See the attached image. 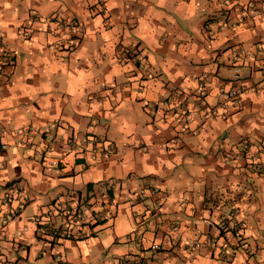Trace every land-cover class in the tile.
<instances>
[{
    "label": "crops",
    "instance_id": "obj_1",
    "mask_svg": "<svg viewBox=\"0 0 264 264\" xmlns=\"http://www.w3.org/2000/svg\"><path fill=\"white\" fill-rule=\"evenodd\" d=\"M55 16L78 22L73 50ZM0 45L15 61L0 85L3 264H159L161 251L163 263L262 264L264 0H0ZM236 84L240 102L222 108ZM69 135L85 153L65 150ZM99 138L114 149L89 165ZM87 183L100 219L52 237Z\"/></svg>",
    "mask_w": 264,
    "mask_h": 264
},
{
    "label": "built area",
    "instance_id": "obj_2",
    "mask_svg": "<svg viewBox=\"0 0 264 264\" xmlns=\"http://www.w3.org/2000/svg\"><path fill=\"white\" fill-rule=\"evenodd\" d=\"M54 19L52 20L51 18H45L46 21L48 22H54L56 26L59 29H64V33L62 34L61 38L59 39V43H63L62 46L67 48L68 50H73L76 46L77 43L71 40V36L75 35L78 33L79 29V24L77 21L73 19H62L57 16L53 17ZM34 21V16H32L29 20V24L25 25L22 28V36L23 38L30 39L32 33L34 32V28L32 27ZM58 43V44H59ZM135 52V49H130L127 48L123 51L125 55L128 54H133ZM14 63L15 61L13 60V55L10 53L6 47H3L0 45V85H5L6 82L8 81L9 77L12 74L13 68H14ZM243 93V88L240 87L239 84L232 85L228 90L224 91V103L221 104L222 108H225L228 104L234 105L240 102L241 95ZM207 109V113L212 114V116H218V114H223L225 115L226 110H223L222 113H218L216 110V107H211ZM221 115V116H223ZM100 143V147L98 149V152L92 153L91 151H88V156L91 159V164H100L105 162L108 159L109 153L113 151L114 145L112 144L111 141L99 138L98 139ZM87 142V141H86ZM82 142L78 140L74 135H69L63 138L62 144L65 146L66 150H70L74 155L76 154H83L85 153L84 149L80 148V144ZM242 148L247 149L249 147L248 143L246 141L241 142ZM45 152H51L52 146L49 143H45L43 146ZM86 159V156H84ZM54 165L58 164L57 160H55ZM88 165V163L86 162ZM137 198H139V194L136 195ZM13 198V190L10 189L8 192H6L3 196V199L8 202ZM99 198V196H97ZM95 197H91L90 199H87L86 201L84 200L82 203L79 204V207L74 210L72 213V216L70 217V221H66L63 225H60L56 227L53 231V233H50L52 237H60V236H65V237H72L77 234V228L79 225L87 224L94 222L101 217L102 213V203L101 199H97ZM162 206V201L157 200L156 204L154 207L150 209L151 214H154L155 212H158L161 209ZM33 220L36 223L37 227V232L39 234H45L49 233L48 231L45 230L44 222L40 216H36L33 218ZM234 225L237 226L239 229H243L246 227V220L241 219L238 221L234 222ZM156 247V246H155ZM0 264H3V262L0 261ZM121 264H131L130 261H123L121 260ZM264 264V261L262 262Z\"/></svg>",
    "mask_w": 264,
    "mask_h": 264
},
{
    "label": "trees",
    "instance_id": "obj_3",
    "mask_svg": "<svg viewBox=\"0 0 264 264\" xmlns=\"http://www.w3.org/2000/svg\"><path fill=\"white\" fill-rule=\"evenodd\" d=\"M87 190L91 192V194H90V196H89L90 198H91V197H95V195L98 196V194H96L95 189L93 188L92 183H87ZM107 190L109 191L110 188H108ZM107 193H108V192H107ZM108 194H109V193H108ZM90 198H89V199H90ZM95 198H97V197H95ZM97 199H98V198H97ZM86 200H87V199H85V201H86ZM78 207H79V204L77 205L76 208H74V210H76ZM88 225H89V226H92L90 223H88ZM153 246L155 247L156 245L154 244ZM121 260H123V261H125V260L130 261L131 264L134 263L133 260H130V259H121ZM121 260L119 259V262H121Z\"/></svg>",
    "mask_w": 264,
    "mask_h": 264
},
{
    "label": "rangeland",
    "instance_id": "obj_4",
    "mask_svg": "<svg viewBox=\"0 0 264 264\" xmlns=\"http://www.w3.org/2000/svg\"><path fill=\"white\" fill-rule=\"evenodd\" d=\"M103 139H106V138H103ZM106 140H108V139H106ZM53 147V146H52ZM54 148V147H53ZM65 150H66V148H65ZM177 248H178V246H177ZM164 253H165V251H161V253H159V254H157L158 256H157V260L156 261H159L160 263L159 264H175V261H171L172 260V257H170V259H167L166 260V262L165 263H163V259H164ZM108 257H106V256H103V259H107ZM96 259H93L92 260V262L93 263H95L96 261H95ZM157 263V262H156ZM84 264H86V263H84Z\"/></svg>",
    "mask_w": 264,
    "mask_h": 264
}]
</instances>
